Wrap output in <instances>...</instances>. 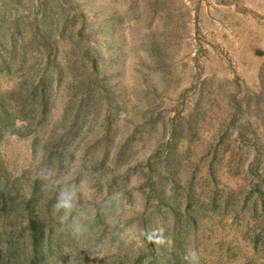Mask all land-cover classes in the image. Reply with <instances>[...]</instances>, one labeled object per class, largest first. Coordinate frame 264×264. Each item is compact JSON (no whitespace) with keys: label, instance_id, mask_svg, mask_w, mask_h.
<instances>
[{"label":"rangeland","instance_id":"rangeland-1","mask_svg":"<svg viewBox=\"0 0 264 264\" xmlns=\"http://www.w3.org/2000/svg\"><path fill=\"white\" fill-rule=\"evenodd\" d=\"M67 167L80 240L34 179ZM189 248L264 264V0H0V264H184Z\"/></svg>","mask_w":264,"mask_h":264},{"label":"clouds","instance_id":"clouds-1","mask_svg":"<svg viewBox=\"0 0 264 264\" xmlns=\"http://www.w3.org/2000/svg\"><path fill=\"white\" fill-rule=\"evenodd\" d=\"M41 158V151L37 148L36 159ZM51 175V169L47 173L37 171L34 175V179L42 181L46 189L50 188L55 192V202L52 208L54 213L57 214V219L61 226L67 228L73 239L80 240L85 238L88 232L86 214L81 210L79 203L81 197L84 195L83 186L72 182L74 170L71 167H67V170L62 174L57 173L54 182L50 181ZM109 200L118 204L120 197L117 193H113ZM135 212L137 214L143 212L142 202L136 203ZM110 221L111 217H109V222ZM139 237H143L149 242H152L154 239L153 233L151 232L145 233L144 231H139L137 233L135 230L128 231L126 234L122 235L121 239H123L125 243L134 239L139 242ZM155 243L161 244L163 240L156 239ZM92 251H95V249ZM66 253H71V256L75 254L69 250H66L65 254ZM182 260L184 264H200V254L196 249L189 248L185 250Z\"/></svg>","mask_w":264,"mask_h":264}]
</instances>
